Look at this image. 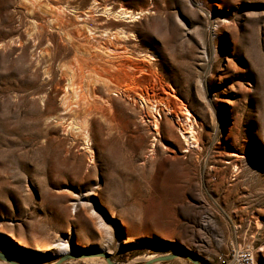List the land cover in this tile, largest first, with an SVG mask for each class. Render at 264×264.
<instances>
[{
	"label": "rangeland",
	"instance_id": "rangeland-1",
	"mask_svg": "<svg viewBox=\"0 0 264 264\" xmlns=\"http://www.w3.org/2000/svg\"><path fill=\"white\" fill-rule=\"evenodd\" d=\"M231 247L264 264V0H0V252Z\"/></svg>",
	"mask_w": 264,
	"mask_h": 264
},
{
	"label": "bare ground",
	"instance_id": "bare-ground-1",
	"mask_svg": "<svg viewBox=\"0 0 264 264\" xmlns=\"http://www.w3.org/2000/svg\"><path fill=\"white\" fill-rule=\"evenodd\" d=\"M104 13L107 14V16H112V18L115 20V21H118V20H126V19H133L134 17H137V15L141 14V12H138V13H133L131 12L130 10H127V9H124L122 7L118 8L116 11L114 12H106L104 11ZM130 22V21H129ZM120 35V34H119ZM102 37H108V34L105 32ZM112 38H118V34H116L115 36H113ZM107 49V48H106ZM110 51V50H109ZM76 94V93H75ZM142 101L144 102L145 99L141 96L140 97V103H142ZM167 111V114L168 113V110ZM184 114H185V121L186 122H189L188 118L190 117V115L188 114V112L186 110H184ZM153 130L157 131L158 127H157V124L154 123L153 125ZM180 132V135H181V139L183 140V142L185 143V146L186 147H189L192 142L194 141V132L192 130V127L191 125L189 124L188 127H187V131L185 132ZM53 246V245H52ZM53 247L50 248V244H47V245H44L42 247H40L39 249H36L38 251H41V253H47V252H50V250L52 249ZM68 250H64L63 252H59V255L60 256H65L66 254H68ZM5 255V254H4ZM6 258H8L9 260L11 261H14V262H17L19 264H30V263H26V260L23 259V258H20L19 256H9V255H5ZM153 258H155V256H146L144 258H142L143 262H146V261H149V260H152ZM94 260H100L99 258L97 257H92V258H89L87 259V261H94ZM102 262H104L102 260ZM53 264V263H52Z\"/></svg>",
	"mask_w": 264,
	"mask_h": 264
},
{
	"label": "water",
	"instance_id": "water-1",
	"mask_svg": "<svg viewBox=\"0 0 264 264\" xmlns=\"http://www.w3.org/2000/svg\"><path fill=\"white\" fill-rule=\"evenodd\" d=\"M92 257L103 258L105 260L106 264H116L110 260V257L108 254L100 252V251H97V252H94L91 254H86V255L80 254V255H75V256H70V255L61 256L53 264H62L63 262H65L66 260H69V259H80V258L87 259V258H92ZM177 258H183L191 264H203L197 256H195L193 254H189L184 250H177L171 254L157 256V257L153 258L152 260L143 262L142 264H156V263H160V262H168V261H171V260L177 259ZM0 260L5 262L6 264H19L17 262L9 260L1 252H0Z\"/></svg>",
	"mask_w": 264,
	"mask_h": 264
},
{
	"label": "built area",
	"instance_id": "built-area-1",
	"mask_svg": "<svg viewBox=\"0 0 264 264\" xmlns=\"http://www.w3.org/2000/svg\"><path fill=\"white\" fill-rule=\"evenodd\" d=\"M218 264H257L248 248L231 247L225 256L218 257Z\"/></svg>",
	"mask_w": 264,
	"mask_h": 264
}]
</instances>
